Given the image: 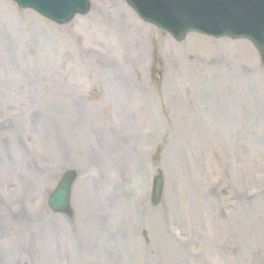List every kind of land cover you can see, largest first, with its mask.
<instances>
[{
  "label": "rangeland",
  "instance_id": "374dc122",
  "mask_svg": "<svg viewBox=\"0 0 264 264\" xmlns=\"http://www.w3.org/2000/svg\"><path fill=\"white\" fill-rule=\"evenodd\" d=\"M104 11L107 17L114 12L111 6ZM21 18L23 20L11 17L9 25L0 24V45L4 44L0 50V86L6 91L11 88L7 93L1 92L0 108L8 105L5 96L9 92L15 98L24 88L27 97L31 89L36 90L44 83L87 95L90 101L105 105L107 83L113 89L121 88L120 84L112 83L118 80L137 88L143 85L137 96L140 113L132 122L135 131L142 136L143 153L154 152L157 158V173L164 177L165 196L159 208L151 206V180L146 194L139 193L135 184L131 185V190L104 188L101 190L104 194L130 193L135 201L130 211L126 210L124 202L120 204L122 216L130 212V223L136 221L133 236H113L108 241L107 234L99 232V242L94 245L90 240L86 247L85 241L75 243L59 228L63 226L59 221L64 216L53 217L47 209L45 193L46 189L50 191L55 187L58 165L78 167L79 162H64L54 154L51 157L44 146L38 155L29 135L45 129L56 147L57 131L78 118L82 105H64L51 96H45L42 102L19 101V105L24 102L23 129L31 133L19 129L15 131V141L0 146V174H5L8 181L16 179L19 186L13 187L12 196L3 200L21 199L26 209L19 221L0 227V236L8 237V242L0 245V264H264V73L259 61L250 53V47L242 43L241 49L230 45L221 48L198 37L181 49L168 35L151 31L153 58L149 53L141 56L126 53L114 56L112 63H95L99 51H116L118 47L116 34L107 37L101 34L103 28L113 33L111 26L104 27L95 19L92 22L94 32L82 31L85 35H74L70 28L59 29L34 14ZM81 20L84 19L77 21ZM30 24L35 25L46 40L36 30H31ZM99 24L100 28H96ZM183 51H190L189 56L193 54L191 60L195 64L189 56H182ZM223 55L233 61L243 59L248 66L258 64L259 74L231 80L232 72L227 65L210 63L211 59H223ZM197 56L205 58L204 64L197 63ZM38 66L50 71L45 75ZM123 75L131 80L123 81ZM193 76L201 79H191ZM198 87L202 89L197 91ZM219 87H239L243 91L227 98L222 91L220 95L216 93ZM251 87L250 94L246 90ZM174 95L184 100L191 98L188 102L194 108L186 123H180L176 110L171 108ZM155 99L159 100V106L152 109ZM51 100L56 109L50 112L55 114L45 116L42 112L40 115L38 108L48 107ZM226 102L231 107L227 112L231 124L228 129L221 130L212 123L213 113L223 112ZM95 109L89 112L98 114ZM109 109L107 105V111ZM10 116L16 124L17 118L10 112L0 113V119H10ZM154 118L158 122H152ZM199 122L211 133L199 132L196 129ZM172 130L176 138L170 139ZM10 131L1 132L0 136ZM20 136L29 140L30 149L23 141L19 142ZM66 143L74 148L70 136ZM36 144H39L38 139ZM184 144L188 152L181 158L178 152ZM9 145L15 148L14 152L7 147ZM62 152L63 149L55 151L58 155ZM168 156L176 158L179 165L173 167ZM36 161L45 164L38 167ZM187 162L193 163V167H187ZM152 169L153 166L148 168ZM25 188L27 191L19 196ZM6 194L11 195L10 188ZM28 195L26 202L23 197ZM160 210L164 211L162 218ZM39 211L46 214L45 223L52 220L43 230ZM102 212L107 214L105 227L122 228L121 221L114 227L111 220L112 203L108 202ZM19 242L22 247H18ZM35 246L38 252H30ZM212 246H215L214 252H211Z\"/></svg>",
  "mask_w": 264,
  "mask_h": 264
},
{
  "label": "water",
  "instance_id": "95a60500",
  "mask_svg": "<svg viewBox=\"0 0 264 264\" xmlns=\"http://www.w3.org/2000/svg\"><path fill=\"white\" fill-rule=\"evenodd\" d=\"M206 0H200V4L203 5ZM233 1L231 0H211L210 2V10L212 15L219 19H225L230 16V19L233 23L237 24L239 28H235V30H240V34L246 35L248 37H252L258 43H260V38L257 36L256 30H254V26L250 27L248 22L250 20L246 17L243 5L244 0H237L236 4L233 5ZM233 5V6H231ZM202 9V6H199ZM253 17L256 18L255 13L252 11ZM262 22V20H260ZM261 26L264 28V24L261 23ZM63 195L59 196L58 199H61ZM63 202H65L63 200ZM59 204V201L56 203Z\"/></svg>",
  "mask_w": 264,
  "mask_h": 264
},
{
  "label": "bare ground",
  "instance_id": "6f19581e",
  "mask_svg": "<svg viewBox=\"0 0 264 264\" xmlns=\"http://www.w3.org/2000/svg\"><path fill=\"white\" fill-rule=\"evenodd\" d=\"M78 140H79V137H78ZM88 152L93 157H96L99 155V152L96 150L89 149ZM10 182L12 183V179L10 180ZM12 186H13V184H12ZM7 188H8L7 185L0 183V189L4 190ZM85 198H87V195L82 193V196H80V203H81L82 212L84 214V219L87 221L90 219V211H91L92 206H93V200L91 198H87V199H85ZM114 203H116V204L119 203V200H115ZM9 204H10L9 202H7V201L5 202V205L9 206ZM4 216H5L4 205L0 203V222L3 220Z\"/></svg>",
  "mask_w": 264,
  "mask_h": 264
}]
</instances>
